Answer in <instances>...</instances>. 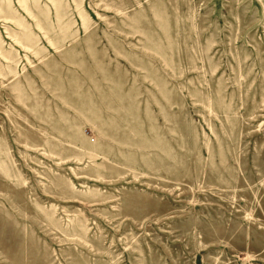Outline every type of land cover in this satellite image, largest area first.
<instances>
[{"label":"rangeland","instance_id":"rangeland-1","mask_svg":"<svg viewBox=\"0 0 264 264\" xmlns=\"http://www.w3.org/2000/svg\"><path fill=\"white\" fill-rule=\"evenodd\" d=\"M0 264H264V0H0Z\"/></svg>","mask_w":264,"mask_h":264}]
</instances>
